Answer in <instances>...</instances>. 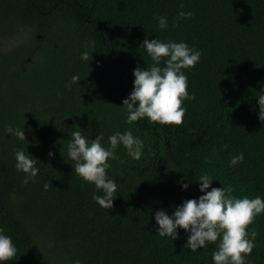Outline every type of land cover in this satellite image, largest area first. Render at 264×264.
Segmentation results:
<instances>
[{"label":"trees","instance_id":"1","mask_svg":"<svg viewBox=\"0 0 264 264\" xmlns=\"http://www.w3.org/2000/svg\"><path fill=\"white\" fill-rule=\"evenodd\" d=\"M145 38L201 52L182 69L194 99L182 101L180 125L125 122L133 69L153 63ZM73 75L80 80L70 84ZM262 86L264 0H0V228L17 248L5 264H213L215 243L193 252L183 229L173 241L161 237L154 213L202 195V173L234 196L264 197ZM8 125L23 127L26 139L5 133ZM75 128L92 139L102 132L105 146L127 129L144 143L139 160L120 145L109 161L118 186L111 209L61 152ZM21 149L38 160L27 184L15 168ZM239 152L243 162L229 166ZM246 230L256 232L251 264H264V213Z\"/></svg>","mask_w":264,"mask_h":264},{"label":"clouds","instance_id":"2","mask_svg":"<svg viewBox=\"0 0 264 264\" xmlns=\"http://www.w3.org/2000/svg\"><path fill=\"white\" fill-rule=\"evenodd\" d=\"M191 16V11L178 12L180 18ZM158 27H168L165 16L158 17ZM140 47L146 50L153 63L147 68L133 69V88L122 101L127 113L125 122L131 124L147 118L149 123L180 125L186 112V108L181 106L182 101L194 99L187 91L188 79L182 69L194 67L200 60L201 52L189 47L184 41H161L157 38H145ZM89 55L87 51L82 52L81 59L87 61ZM162 59L163 67L160 66ZM79 80L77 75H73L70 84L78 83ZM261 90L264 93V86ZM257 97L258 118L264 123V94ZM4 132L14 135L20 141L26 139L23 127L13 128L8 125ZM103 138L102 132L92 139L75 128L70 132V139L63 145L61 152L69 161L74 162L71 163L73 171L99 191L100 194L93 195L98 205L111 209L118 186L108 176L107 169L111 167L109 161L117 158L116 149L120 145L132 159L139 160L143 155L144 143L133 135L131 129L108 136L107 146ZM48 155L51 157L54 154L49 151ZM14 156L15 168L24 173L22 182L27 184L34 180L39 174L38 160L22 149L16 150ZM243 160L244 153L239 152L231 156L229 166H235ZM195 180L199 182L198 188L202 195L185 199L174 207L171 214L164 209L156 210V233L161 237H170L173 241L179 235L178 229H183L188 233L184 247L190 251L195 252L207 247L209 243H215L216 247L211 254L213 264H246L256 238L255 231L248 232L246 229L257 215L264 213V197L234 196L231 185L213 187L214 179L207 173L200 174ZM50 184V181L45 182L43 188L47 190ZM188 187V182H181L182 190ZM16 252L12 238L0 228V264L12 260ZM74 264L80 262L77 260Z\"/></svg>","mask_w":264,"mask_h":264},{"label":"rangeland","instance_id":"3","mask_svg":"<svg viewBox=\"0 0 264 264\" xmlns=\"http://www.w3.org/2000/svg\"><path fill=\"white\" fill-rule=\"evenodd\" d=\"M15 36L17 37V33H16ZM251 263H252V262H251V254H250V255H248L247 258H246V264H251Z\"/></svg>","mask_w":264,"mask_h":264}]
</instances>
